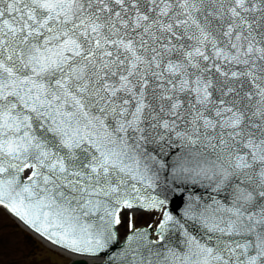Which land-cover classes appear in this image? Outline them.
<instances>
[{
    "label": "snow or ice",
    "instance_id": "snow-or-ice-1",
    "mask_svg": "<svg viewBox=\"0 0 264 264\" xmlns=\"http://www.w3.org/2000/svg\"><path fill=\"white\" fill-rule=\"evenodd\" d=\"M0 207L69 264H264V0H0Z\"/></svg>",
    "mask_w": 264,
    "mask_h": 264
},
{
    "label": "rangeland",
    "instance_id": "rangeland-1",
    "mask_svg": "<svg viewBox=\"0 0 264 264\" xmlns=\"http://www.w3.org/2000/svg\"><path fill=\"white\" fill-rule=\"evenodd\" d=\"M0 222L3 224L6 235L10 240L17 242V246L20 249L18 255L10 256L9 259H35L39 264H66V262L55 261L52 257L47 256L48 251L45 246L35 240L28 234L19 233L17 225L12 222L5 213L0 210ZM36 252L33 257V252ZM43 257V259H41Z\"/></svg>",
    "mask_w": 264,
    "mask_h": 264
},
{
    "label": "water",
    "instance_id": "water-1",
    "mask_svg": "<svg viewBox=\"0 0 264 264\" xmlns=\"http://www.w3.org/2000/svg\"><path fill=\"white\" fill-rule=\"evenodd\" d=\"M136 216H137V214H136ZM139 217V216H138ZM137 217V222H138V224H145L146 222H148L149 220H150V215H145V216H143L142 218L141 217H139L138 218ZM48 247V246H47ZM49 248V247H48ZM49 249H51V248H49ZM57 252V251H56ZM59 255H61L59 252H57ZM63 258H65V259H67L68 261L71 259V258H69V257H66V256H63V255H61Z\"/></svg>",
    "mask_w": 264,
    "mask_h": 264
},
{
    "label": "bare ground",
    "instance_id": "bare-ground-1",
    "mask_svg": "<svg viewBox=\"0 0 264 264\" xmlns=\"http://www.w3.org/2000/svg\"><path fill=\"white\" fill-rule=\"evenodd\" d=\"M47 247V246H46ZM47 249H49L48 247H47ZM50 250V249H49ZM61 258L66 262H69L67 259H65V258H63L62 256H61Z\"/></svg>",
    "mask_w": 264,
    "mask_h": 264
}]
</instances>
